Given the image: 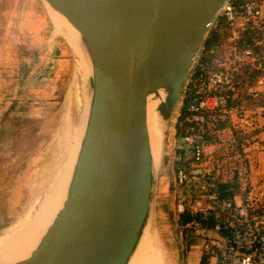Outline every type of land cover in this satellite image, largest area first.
<instances>
[{
	"label": "water",
	"instance_id": "95a60500",
	"mask_svg": "<svg viewBox=\"0 0 264 264\" xmlns=\"http://www.w3.org/2000/svg\"><path fill=\"white\" fill-rule=\"evenodd\" d=\"M81 33L93 101L68 197L39 246L13 264H126L153 208L170 118L228 0H43ZM167 97L153 168L148 95Z\"/></svg>",
	"mask_w": 264,
	"mask_h": 264
},
{
	"label": "rangeland",
	"instance_id": "374dc122",
	"mask_svg": "<svg viewBox=\"0 0 264 264\" xmlns=\"http://www.w3.org/2000/svg\"><path fill=\"white\" fill-rule=\"evenodd\" d=\"M89 68L80 31L47 1L0 0V233L41 194L43 172L55 149L72 77L77 72L81 81ZM247 79V85L251 84L253 79ZM263 101L264 94L255 97L245 91L240 103L254 107ZM182 104L181 93L171 114L163 164L155 174L149 221L167 264H200L204 253L210 255L206 237L194 227L180 224L175 209L176 135L170 132ZM247 132H251L248 126L234 133L242 137ZM211 136L219 178L238 184L235 196L239 200L245 195L242 187L248 172L245 149L249 141L244 139L243 146L229 144L230 132L226 139L217 131ZM253 205L257 212L264 210L259 202ZM185 227L191 232L187 237Z\"/></svg>",
	"mask_w": 264,
	"mask_h": 264
},
{
	"label": "built area",
	"instance_id": "2783aa9c",
	"mask_svg": "<svg viewBox=\"0 0 264 264\" xmlns=\"http://www.w3.org/2000/svg\"><path fill=\"white\" fill-rule=\"evenodd\" d=\"M213 26L224 38L200 48L170 132L176 135L175 209L179 219L191 214L185 225L206 237V264H264V210L255 211L256 197L246 190L251 173L248 169L242 199L223 196L211 139L214 131L221 139L230 132L229 144L243 146L260 127L264 101L249 107L240 99L245 91L264 94V0H228ZM246 76L253 79L249 85ZM221 121L228 125L220 126ZM247 126L246 136L234 133Z\"/></svg>",
	"mask_w": 264,
	"mask_h": 264
},
{
	"label": "bare ground",
	"instance_id": "6f19581e",
	"mask_svg": "<svg viewBox=\"0 0 264 264\" xmlns=\"http://www.w3.org/2000/svg\"><path fill=\"white\" fill-rule=\"evenodd\" d=\"M87 55L90 68L81 81V76L74 73L64 99L55 149L49 166L43 172L42 192L16 221L0 233V264H13L29 256L41 243L68 197L93 101V66L88 52ZM166 97L165 86L148 95V126L154 170L160 167L163 153L165 118L161 106ZM160 242L152 223L148 221L126 264H167Z\"/></svg>",
	"mask_w": 264,
	"mask_h": 264
},
{
	"label": "crops",
	"instance_id": "0c3cea01",
	"mask_svg": "<svg viewBox=\"0 0 264 264\" xmlns=\"http://www.w3.org/2000/svg\"><path fill=\"white\" fill-rule=\"evenodd\" d=\"M259 124L260 127L248 140L246 151L249 162L247 167L251 173V193L256 197L254 203L259 202L264 206V116L260 117Z\"/></svg>",
	"mask_w": 264,
	"mask_h": 264
},
{
	"label": "trees",
	"instance_id": "16d2710c",
	"mask_svg": "<svg viewBox=\"0 0 264 264\" xmlns=\"http://www.w3.org/2000/svg\"><path fill=\"white\" fill-rule=\"evenodd\" d=\"M217 25L222 27V26H224V23H222L219 20L217 22ZM223 34H224V32L223 33L217 32V28L215 26H213V28L210 30V33H209V35L205 41L206 44L222 38ZM218 123L220 126L226 125V121H221ZM219 187L221 190V194L223 196L233 199L235 197V189L238 188L239 186L235 182H231L229 180L225 181V180L220 179ZM191 219H192L191 214H189L188 212H184L183 214H181V217L179 219V223L182 225H185ZM184 231H185L186 237H187V235L191 234V232L189 233V231L186 230V227L184 228ZM207 262H208V255L206 253H204L202 256V259L200 261V264H206Z\"/></svg>",
	"mask_w": 264,
	"mask_h": 264
}]
</instances>
